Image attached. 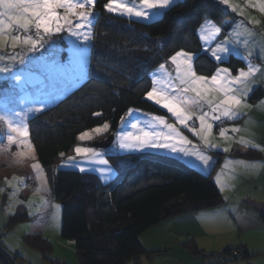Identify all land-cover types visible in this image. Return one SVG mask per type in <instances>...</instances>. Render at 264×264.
Wrapping results in <instances>:
<instances>
[{
    "label": "trees",
    "instance_id": "obj_1",
    "mask_svg": "<svg viewBox=\"0 0 264 264\" xmlns=\"http://www.w3.org/2000/svg\"><path fill=\"white\" fill-rule=\"evenodd\" d=\"M107 1L96 0L94 6L86 79L27 121L29 142L50 178L52 199L61 206L59 238L73 245L76 264H138L141 257L149 260L157 253L143 248L139 237L144 232L164 221L216 209L224 203L211 175L156 154L111 157L118 175L108 184L99 183L95 175L56 171L55 166L71 153L78 136L104 123L110 125L109 135L115 133L129 109L167 116L144 98L152 87V74L176 51L190 53L196 74L209 78L217 68L226 67L231 75H237L246 67L240 57L229 55L216 61L203 51L197 38L202 24L213 22L225 32L223 23L237 18L214 0H180L148 23L107 13L103 7ZM261 95L256 90L249 101ZM97 112L101 115H93ZM215 155L218 163L225 156ZM230 156L261 159V154L252 150ZM241 203L257 213L264 226V202L245 196ZM23 218L24 213L20 220ZM186 247L200 255L192 242ZM219 256L230 257L227 262H232L237 257L248 258L249 253L239 246Z\"/></svg>",
    "mask_w": 264,
    "mask_h": 264
},
{
    "label": "rangeland",
    "instance_id": "obj_2",
    "mask_svg": "<svg viewBox=\"0 0 264 264\" xmlns=\"http://www.w3.org/2000/svg\"><path fill=\"white\" fill-rule=\"evenodd\" d=\"M214 1L218 2V0ZM124 2L134 8L140 7V0H124ZM220 4L229 12L238 17L240 16L242 19L239 18V21L234 25L231 20H226L224 24H227L229 29H225V32L220 31L219 33H214V35L210 29L207 30V23H205L206 31L203 35H207L208 33L210 39L205 41L201 39L202 34L198 35L203 46V51L206 53L208 52L211 56V49L214 48L217 43H221L227 39L228 44L226 46L229 47V49L236 50V48L242 47L244 49L247 47L249 52H256L259 49L256 40H260V32L256 30V28H252V32V29L249 27L254 25L260 27V31L264 30V18L262 20H254L248 24L245 22V17H248L251 13H255L259 17H264V11H261V4H264V0H228L226 5L223 3ZM94 6L93 15L96 18ZM59 11L63 14V10ZM162 11L163 10H160L157 13V10H153V15L149 20H143L142 18H137L135 16L120 15L117 13L110 14L127 20L148 23L155 20ZM69 18L73 21L76 19L75 16L71 15ZM94 24L95 20L91 29V35ZM247 25L249 27H247ZM197 32L200 33L201 29H198ZM27 34L35 36L34 29H30ZM250 34L254 36V39ZM14 35L23 36L25 33L17 28H6L3 36H0V56L5 57V59L0 60V67L8 66L12 68V71L9 73H0V115L6 116L15 126L24 123L27 124V121L31 117L52 107L72 90L76 89L86 79L88 70L85 78L79 84L70 87L69 90L58 99L48 98V103L43 111L39 113L29 112V108L39 106L34 104L33 100L36 98L44 99L45 96L42 95V93L50 91L44 81L45 66L43 58L48 57L49 52L53 49L59 50L62 54V58L65 57L70 51L74 37H70L66 31L52 37H46L49 43L45 45V48L48 49V51L42 50V57L41 52L39 51L36 53L27 52V46L24 45L22 41L16 42V46L12 47L13 42L11 37ZM91 44L92 38L88 42L89 56L91 55ZM15 54L23 56L25 62L23 64L19 62L13 63L8 59V57ZM242 55L243 61L247 67L248 63L251 62L250 58H248L247 53ZM167 62L169 67H166L167 65L163 69L159 67V69L152 74L151 80L153 76H155L165 85L169 80L177 82L175 66L171 63L170 59ZM247 70L248 68L244 69V71ZM255 73L256 72H254L253 75ZM16 75H21L22 80L30 81L29 85L21 87V82L15 81ZM159 86L160 85H157V87ZM253 91L254 90H250L247 95ZM209 98L212 99L215 104L219 103L224 97L221 93L213 92L210 94ZM246 98L247 96L245 97L243 104L248 105L245 103ZM144 99L147 100L146 98ZM149 102L163 110L167 114V116H163L166 121L173 124L183 136H186L188 140L191 141V144L186 146L190 151H200L210 157V166L203 165L196 156L185 157L182 153H170L168 151L131 152L121 153L118 156L149 153L175 159L185 166L196 169V171H199L206 176L211 175L213 182L218 187L224 203H228L226 204L227 208L224 207L226 210L224 216L215 215L206 220L201 219L202 225L205 228H211L213 232L197 240L198 249L202 250L199 256L191 255L185 248H183L185 247L184 240L179 239L180 237L178 235H175V237L168 236L166 234V229H163L164 225H160L161 227L158 226L152 231H148L149 233L142 234L140 238L146 249H153L145 251L149 253H157V255L151 256L149 260L145 257H141L138 264H205L206 262H209L210 264H220L218 256L222 251L228 248L234 249L238 246H244L249 253V257H237L235 261L225 262L223 264H264V239L256 245L250 242L248 238L251 237H246L244 232H239V222L234 216L236 214H231V208L241 203V188L249 187L244 179L249 181L250 178H239V172L241 170L232 161H228L232 158L230 157L229 151H223L227 146H230L228 144L229 141L232 145H240L241 139L245 138L242 134L255 125H253L251 121H243V123L240 124L239 121L237 122L236 118L230 119L223 116L218 120L208 118V122L213 124V128L210 134H206L207 142L218 146L217 148L212 149L207 147L205 140H202L199 136L191 132L188 127L180 125L174 117L166 112L165 109L156 105L152 101ZM133 110L134 111L130 116L127 115L128 111L125 114L123 130H131L130 123L140 120L141 127H144L147 131H166V129H163L162 127L153 129L150 126L151 123H154V121L151 120V117L160 115H152L137 109ZM255 110V106H241L237 109V112L238 115L243 114L247 115V117L250 115V118L256 119L257 116L253 113ZM203 111L210 112L207 104L203 105ZM17 113H20L21 115H17ZM188 124L199 130V121L195 116L193 117V120L188 122ZM233 128L240 129V131L233 132L231 131ZM221 129L225 130L224 136L220 135ZM120 130H122V123H120L116 132ZM88 132L91 133L92 130H89ZM115 133L109 135L108 130L102 135L94 134L92 140L80 141L77 139L78 142L75 145V147H94V144L96 143L110 137L113 138L109 146L98 150L105 154V158L109 160V166L112 168V173L107 179H101V174L95 171L97 168L104 167L103 165L84 164L89 170L82 174L95 175L101 184L111 183L118 175V171L114 165V159L111 158L114 157L112 153L117 151L114 147ZM8 135L13 136V141L11 143L7 140ZM29 144L30 142L28 138H18L17 133H14L9 129L8 123L0 120V251L2 252V254L0 253V264H76L73 245L69 242L61 241L59 238V229L61 225L60 207H54V205L59 204L52 199L50 178L44 169L38 174L36 170L32 168V164L38 162L33 149H29ZM75 147L67 157L76 155L74 152ZM215 153L225 155L220 158V160H222L220 163H218L219 157L215 155ZM67 157L62 159L55 166V170L79 172L77 168L61 167L62 164L67 162ZM77 161H81V158L77 157ZM263 182L264 175L259 183ZM41 209H45V212L47 213V221L45 225H42L40 218H38L43 212ZM224 209L218 211L222 210V212H225ZM235 211L236 209H234V213H236ZM23 213L26 215V218L20 220V216ZM38 223H40L41 226H39L40 229L37 231L36 224ZM192 229L196 228L191 227L186 231H192ZM35 230L37 231L36 233H34ZM157 248H162V250H157ZM223 257L225 258L226 256Z\"/></svg>",
    "mask_w": 264,
    "mask_h": 264
},
{
    "label": "snow or ice",
    "instance_id": "obj_3",
    "mask_svg": "<svg viewBox=\"0 0 264 264\" xmlns=\"http://www.w3.org/2000/svg\"><path fill=\"white\" fill-rule=\"evenodd\" d=\"M180 0H140V7L134 8L129 6L124 0H108L103 5L104 9L109 13H117L120 15L135 16L143 20H149L153 15V10H167L170 6H174ZM218 2L227 4L228 0H218ZM96 0H0V36H3L6 28H17L25 33V35H14L12 39V47L16 46V42L22 41L27 46V52L36 53L48 51L45 45L49 43L46 37H52L67 32L70 37H74L70 51L62 58L59 50L53 49L49 52L48 57L43 58L45 73L44 81L50 89L47 93H42L44 99L36 98L33 100L38 107L29 108V112L39 113L44 110L48 103V98L58 99L66 93L70 87L79 84L86 76L89 67V47L88 42L91 40V29L95 20L93 15V6ZM59 10H63V14ZM261 11H264V4H261ZM70 15L75 16V21L70 20ZM201 32L206 31V26L202 24ZM30 29H34L35 36L29 33ZM220 28L213 26L212 32L219 33ZM201 39L207 41L210 39L207 35H202ZM227 39L221 43H217L211 49V56L216 61H221L230 53ZM43 50V51H42ZM223 54V55H222ZM251 55V53H249ZM5 57L0 56V60ZM13 63L23 64L24 57L19 54L8 57ZM193 57L190 53L184 51H176L170 57L171 63L176 69V81L169 80L167 84L153 76L152 87L145 94V98L152 101L156 105L165 109L175 120L191 132L205 140L206 146L212 149L217 148L215 144L207 142V135L210 134L213 124L208 122V118L218 120L221 116L235 118L238 115L237 109L241 106L250 107L243 104L247 93L251 90L249 87V78L257 68L249 66L247 71L240 70L239 74L232 76L228 68H217L211 77L197 75L192 64ZM161 69L165 67L163 63L159 65ZM12 68L5 66L0 67V73H9ZM15 81L21 82V87L29 85L30 81L22 80L21 75L15 76ZM157 85H160L157 87ZM221 93L223 99L219 103L213 102L209 98L211 93ZM207 104L210 112L203 111V105ZM133 109H129L127 115H131ZM17 115H21L17 113ZM95 116L101 113H93ZM199 121V130L191 127L188 122L193 117ZM0 120L8 123L9 129L17 133L18 138H28L29 129L26 123L13 125L12 121L4 115H0ZM150 126L153 129L162 127L166 131H147L141 127V121L136 120L130 123L131 130H123L125 117H121L122 130L115 133L114 147L117 151L112 153L118 156L121 153L142 152V151H168L170 153H182L183 156H196L198 160L205 166H210V157L200 151H190L186 146L191 144L186 136H183L177 128L168 123L163 116H152ZM110 128L108 123H104L100 127L92 129V132H82L78 139L80 141L92 140L94 134L102 135ZM233 132L240 129L233 128ZM221 136L225 135V130L221 129ZM9 143L13 141V136L8 135ZM31 150L32 145H28ZM223 151L227 152L225 148ZM75 156L67 157V162L61 167L77 168L80 173H85L87 169L84 164H99L104 167L97 168L95 171L101 174V179H107L112 173L109 166V160L105 158V154L98 151L94 147L76 146L74 149ZM63 153L61 156L63 157ZM77 157L81 161H77ZM241 163H243L241 161ZM32 168L39 174L42 172L39 163L32 164ZM54 207H61L54 205Z\"/></svg>",
    "mask_w": 264,
    "mask_h": 264
},
{
    "label": "crops",
    "instance_id": "obj_4",
    "mask_svg": "<svg viewBox=\"0 0 264 264\" xmlns=\"http://www.w3.org/2000/svg\"><path fill=\"white\" fill-rule=\"evenodd\" d=\"M263 18L264 17H259L255 13H251L248 17L247 16L245 17V19H246L245 22L249 24V22H253L254 20H262ZM240 19H242V18L240 17ZM238 21H239V18L237 16V18L234 21H232L233 25L235 23H237ZM213 26L217 27V25L213 24V22H207V30L210 29L212 31ZM247 27H249V26L247 25ZM249 28H251V29L256 28V30H258L260 32L259 37H260L261 41L256 40V44L259 45V49L256 52H249L247 47L244 49L242 47L236 48V50L230 49V53L226 56V58L229 55H234L236 57L242 58V56H243L242 54H244V53L248 54V58H250L251 62L248 63V66L245 67V69H247L249 66H253V67L258 69V71H256V73L251 76L252 78L249 79V81H250L249 87L251 90H254L253 92H255L256 90L261 91L262 95L259 96L255 101H252V102L249 101V99H250L253 92L250 93L249 95H247L245 103H247L250 106L256 107V110L253 113L257 116V118L256 119L250 118V115H248V117H247V115H243V114L238 115L235 118H236L237 122L238 121L240 122V124H242L243 121L244 122L251 121L253 123V125H255V126H253L252 128H249L247 130V132H244L242 134L245 136V138L241 139L240 145H236V144L232 145V143L229 141L228 144L230 146H227L226 148L228 149L229 154H231L233 152L243 153V152H248L251 150L259 152L261 154V159H259V160H246L243 158L232 157L228 161H232L241 170L239 172V178H250L249 181L244 179L247 182V184L249 185V187H251V188H249V187L241 188V195H240L241 201H242L243 197L248 196V197H251V198H254L257 200H261L264 202V182L259 183L261 178L264 175V30L260 31V27L254 26V25L252 27H249ZM199 29H201V28H199ZM223 29L228 30L229 29L228 25L223 23ZM252 32H253V29H252ZM6 33H7V31H6ZM201 34L203 35L202 32H200V33L197 32V38L199 41H200V38L198 35H201ZM207 36H208V33H207ZM250 36L254 39V36L252 34H250ZM200 43H201V41H200ZM212 43H214V42H212ZM201 45H202V43H201ZM249 53H251V55H249ZM226 58H224L222 60H225ZM252 60H256V63L255 64L252 63ZM165 66L169 67L168 62L165 63ZM232 76H236V75H232ZM221 161L222 160H220V162ZM241 161L243 163H241ZM227 203H223V205L221 207L216 208V209L198 212L195 214H189V215H185V216H181L178 218H174L171 220L164 221V222L160 223L159 225L147 230L144 233H149L148 231H152L154 228H156L158 226L161 227L160 225H164L163 229H166V234L168 236H174L175 237V235H178L180 237L179 239H182L185 241V244H184L185 247H183V248H185L191 255L199 256L198 254L192 253V251L186 247L187 243L192 242L193 245L195 246L196 252L198 251L201 254L202 250L198 249L197 240H199V238H203V237H205L208 234L213 232L211 228L210 229L208 227L205 228L202 225L201 219L206 220L208 218H212L215 215L224 216L226 213V210L224 209V207L227 208V206H226ZM220 209H224L225 212H222V210L218 211ZM234 209H236V211H235L236 213H234ZM41 210L43 212H42V214H40L38 216V218H40L41 224L45 225L46 221H47L46 220L47 213L45 212L46 211L45 209H41ZM231 212H232L231 214H236L234 216L237 219V221L239 222V224H238L239 232H244L246 237L247 236L251 237V238H248V240L250 242L254 243L255 245L262 242L261 240L264 239V226L261 224L257 213H255L253 210H251L249 208L244 207L242 205V203H240L239 205L237 204V206L231 208ZM41 224L40 223L36 224L37 225V227H36L37 231L40 229L39 226H41ZM191 227L196 228V229H192V231H186V230H189V228H191ZM36 230L34 233L37 232ZM141 236L139 237V240H140ZM263 242H264V240H263ZM140 243L144 247L143 242L141 240H140ZM144 249L145 250H153V249H146L145 247H144ZM163 249H165V248H163ZM157 250H162V248H160V249L157 248ZM150 252H154V251H150ZM198 264H202V263H198ZM205 264H210V263L206 262Z\"/></svg>",
    "mask_w": 264,
    "mask_h": 264
},
{
    "label": "water",
    "instance_id": "obj_5",
    "mask_svg": "<svg viewBox=\"0 0 264 264\" xmlns=\"http://www.w3.org/2000/svg\"><path fill=\"white\" fill-rule=\"evenodd\" d=\"M112 139L113 138L110 137V138L105 139V140H103V141H101L99 143H96V144H94V148H96L97 150H101V149L109 146L111 144V142H112Z\"/></svg>",
    "mask_w": 264,
    "mask_h": 264
},
{
    "label": "built area",
    "instance_id": "obj_6",
    "mask_svg": "<svg viewBox=\"0 0 264 264\" xmlns=\"http://www.w3.org/2000/svg\"><path fill=\"white\" fill-rule=\"evenodd\" d=\"M218 259H219L220 264H223V263L229 261L230 260V257H227L226 259H224L223 257L218 256Z\"/></svg>",
    "mask_w": 264,
    "mask_h": 264
}]
</instances>
